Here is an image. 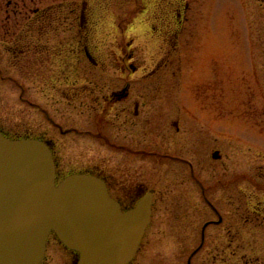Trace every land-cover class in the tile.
<instances>
[{
    "label": "rangeland",
    "instance_id": "rangeland-1",
    "mask_svg": "<svg viewBox=\"0 0 264 264\" xmlns=\"http://www.w3.org/2000/svg\"><path fill=\"white\" fill-rule=\"evenodd\" d=\"M84 1L0 0L1 124L18 123L16 113L32 102L36 108L23 122L46 137L40 108L49 109L62 129L52 139L63 143L57 159L64 175L100 163L121 178L132 173V196L153 193L152 225L130 264H187L201 227L230 217L219 198L238 195V180L251 186L250 166L264 164V0H86L89 37L81 43ZM10 55H46V62ZM124 67L130 68L129 80ZM128 81L131 96L146 103L140 108L144 118L160 121L164 132L178 119L175 140L162 133L158 148L134 154L93 137L123 133L112 131V116L97 115L82 90L97 88L102 100ZM47 85L49 93L42 91ZM154 150L157 155L149 153ZM204 192L206 204L199 199ZM177 197L190 202L181 205L189 219L179 226L173 215ZM230 227L238 226L211 225L206 249L194 252L192 264H251L241 261L251 257V236L241 247L240 237L223 233ZM76 260L51 234L41 264Z\"/></svg>",
    "mask_w": 264,
    "mask_h": 264
},
{
    "label": "water",
    "instance_id": "water-1",
    "mask_svg": "<svg viewBox=\"0 0 264 264\" xmlns=\"http://www.w3.org/2000/svg\"><path fill=\"white\" fill-rule=\"evenodd\" d=\"M152 197L122 212L93 175L75 173L56 184L44 142L0 132V264H41L52 233L78 254L76 264H130L151 220Z\"/></svg>",
    "mask_w": 264,
    "mask_h": 264
},
{
    "label": "flooded vegetation",
    "instance_id": "flooded-vegetation-1",
    "mask_svg": "<svg viewBox=\"0 0 264 264\" xmlns=\"http://www.w3.org/2000/svg\"><path fill=\"white\" fill-rule=\"evenodd\" d=\"M87 7H88L87 1L85 0L84 3L81 4V10L79 15L78 38L80 39L81 43H83V39L85 37H89V32L87 31V29H89V27L87 26V20H88ZM86 27L88 28L86 29ZM84 53L89 59H91L92 56L90 51H88V48H85ZM10 56L11 57L15 56L18 59L36 58L37 60H43V62H46L45 61L46 55H10ZM1 57L2 55H0V60ZM3 69L5 68L3 66L1 67L0 65V75L1 72H3ZM121 71L124 74L123 76H125L129 80L130 68L124 67ZM129 82L130 81L126 82L121 89L113 90L109 95H105V97H103L102 100L98 99L99 90L97 88H92L90 90L84 88L82 90L86 97L89 96L90 98H92L91 105L93 107L95 106L97 110V115L101 117L103 116L105 118H109L110 116H112L111 118L112 131H114V133L118 132L117 133L118 136L121 133H123L122 137L121 136L115 137L114 135L110 136L107 134H105L104 136L102 132H98L93 134V137L95 139L104 140L105 143L111 145L113 149L125 150L128 152L132 151L134 154L147 153L146 149L150 148V146H153L154 148H158L161 143L160 140L162 139V133L168 135V139L175 140V138L180 135V130H181L179 124L177 123L178 119H175L172 122H170V125L166 124L165 126L166 129L164 132L163 124L160 121L152 120L151 123L150 122L151 119H147L146 117L144 118V116L141 115L144 112H141L140 108L142 106H146V103L145 101L142 102L143 99L141 100L139 96H136L134 98L133 96H131V92H130L131 89ZM42 91L49 93L51 89L47 85L45 89H42ZM22 96L23 95L21 94L20 97L22 98ZM93 98H95V100ZM27 100L28 99H25V101ZM73 101L75 104L83 105V102L81 100L79 101L73 100ZM29 103H31L29 106L26 105L24 108H22L21 111L16 113L15 120L18 121V123L15 122L13 125L10 124L4 125L5 123L1 124L2 122H4V119L2 120V118H0V132L4 136L11 139L42 140L49 147L52 153L55 163V170H56V182L58 184L65 176L68 175V174L64 175L60 171L59 169L60 165L57 159V152L60 151L59 150L60 144L63 143L62 141H60L59 144H57L56 140L52 139V137H56L54 135L57 133L56 131L57 128L62 132L61 126L58 124L56 126V122H52L53 120L50 118L49 109H47L48 110L47 111L44 107L43 108L39 107L44 115V118L47 121V128L44 131L46 137H40V135H34L36 134L33 128L34 126L31 123L29 124L27 122H23L26 121V118L28 119V117L25 118V116L31 112V108H36V106L34 107V103L32 102ZM119 104H121L120 106L121 109L115 111L114 109L118 107ZM137 121L138 124L133 125ZM111 138L112 139L122 138L125 142L117 143L115 141H112ZM133 138H137V139L139 138L140 141H136ZM171 144H174L176 146V143H171ZM193 147L194 146L192 145L191 148L192 150L194 149ZM149 153L155 155L158 154L156 150L151 151ZM173 158L177 162H179L180 160L185 163L187 162L186 160L176 156H174ZM92 166L93 167L91 170L86 169L85 171H82L80 173L91 174L103 180L108 188V192L110 196L119 204L122 212H126L129 209L133 208L137 204V202L144 196L143 195L142 197L139 198V195L132 196L131 193H129L130 190L128 183L133 182L131 181L133 179L132 173H128L126 176L124 173V175L121 178L119 174H115L114 171L109 170L110 168L109 167L107 168L106 165L104 164L94 163ZM249 170L253 172V178L251 179L253 184L249 186L246 184L247 180L245 179L238 180L235 186L238 195L236 196L224 195L219 198L221 202L225 203V206L229 210L227 211V214H229L230 217H228L227 220H222V219L209 220L207 224L205 223L201 227L200 235H199V243H197L196 248L193 249L195 253L203 249H206V231L211 225L222 226L223 224H226L229 226L230 225L238 226L237 228L230 227L228 229H224L223 233L225 234L232 233L231 235L234 234L235 236L240 237L239 243L241 247L242 245L244 246V242L246 243V245H248L245 235L251 236L252 238L253 246L250 247L251 257L248 259V257L244 255L241 257V261L243 262L248 261L251 264H264V164H253L250 166ZM241 176H244V174H240V177ZM193 182L196 184V187L199 190L201 188L200 180L196 179L193 180ZM191 185L192 184H190V186ZM185 186H187V184ZM227 186L228 185H226V183L221 185V187L223 188H226ZM205 193L206 192H204V195H202V197H200L199 199L201 200L203 199L202 202L206 204L210 202V197H207ZM175 199H176L174 201L175 207L173 208L175 213H173V215L177 225L179 226L181 223H183V221L185 222L189 219L187 213L181 212V208H182L181 205L190 204V202L188 200L187 201L183 200L181 197H177ZM215 212L217 213V211ZM152 217H153V203H152L151 220L142 238L140 247L143 244L148 229L152 225ZM204 246L205 248H203ZM193 254L189 255V257L187 258V262H186L187 264H192Z\"/></svg>",
    "mask_w": 264,
    "mask_h": 264
}]
</instances>
